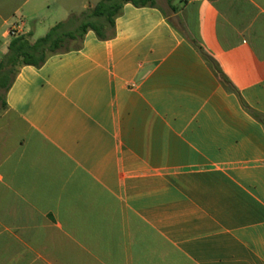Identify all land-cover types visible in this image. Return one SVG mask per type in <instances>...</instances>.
Returning a JSON list of instances; mask_svg holds the SVG:
<instances>
[{"label": "crops", "instance_id": "0c3cea01", "mask_svg": "<svg viewBox=\"0 0 264 264\" xmlns=\"http://www.w3.org/2000/svg\"><path fill=\"white\" fill-rule=\"evenodd\" d=\"M60 1L0 0V61L15 25L34 43L76 13ZM154 1L19 69L0 264H264V123L247 109L264 117V0Z\"/></svg>", "mask_w": 264, "mask_h": 264}, {"label": "trees", "instance_id": "16d2710c", "mask_svg": "<svg viewBox=\"0 0 264 264\" xmlns=\"http://www.w3.org/2000/svg\"><path fill=\"white\" fill-rule=\"evenodd\" d=\"M131 3L136 7L154 6V0H105L100 2L88 19H84L76 26L77 19L70 17L67 21L55 25L44 37L32 42V35L15 37L8 48V53L0 61V111L6 109V94L17 78L19 69L23 66H43L53 55L69 52L64 49L68 40L82 41L85 34L92 30L100 40H108L114 35L115 21L121 15L125 4ZM81 47V43L76 49ZM213 66H218L212 62ZM220 72V71H218ZM224 83L229 91L236 89L226 77ZM248 111L264 123L260 113L249 109Z\"/></svg>", "mask_w": 264, "mask_h": 264}, {"label": "rangeland", "instance_id": "374dc122", "mask_svg": "<svg viewBox=\"0 0 264 264\" xmlns=\"http://www.w3.org/2000/svg\"><path fill=\"white\" fill-rule=\"evenodd\" d=\"M105 0H61L58 6L62 9H69L73 7L76 10L75 14H72L71 17H75L77 19L76 26L80 24L84 19H88L92 14L96 6ZM80 44V41L68 40L64 44V49H75Z\"/></svg>", "mask_w": 264, "mask_h": 264}, {"label": "built area", "instance_id": "2783aa9c", "mask_svg": "<svg viewBox=\"0 0 264 264\" xmlns=\"http://www.w3.org/2000/svg\"><path fill=\"white\" fill-rule=\"evenodd\" d=\"M10 34L15 38L20 36V25H15L11 30Z\"/></svg>", "mask_w": 264, "mask_h": 264}]
</instances>
